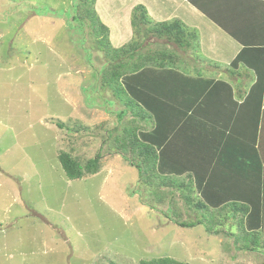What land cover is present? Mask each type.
I'll return each instance as SVG.
<instances>
[{"label": "rangeland", "instance_id": "obj_1", "mask_svg": "<svg viewBox=\"0 0 264 264\" xmlns=\"http://www.w3.org/2000/svg\"><path fill=\"white\" fill-rule=\"evenodd\" d=\"M114 1L109 15L115 18L114 12L117 17L124 9L121 0ZM75 2L0 0V264H140L162 257L188 264H264V247L240 250L228 236L236 227L221 211L189 208L178 192L147 185L112 149L125 128L140 123H133L130 113L119 119V112L129 110L102 87L106 58L90 26L80 29L73 22ZM142 4L149 6L151 21L153 16L172 21L177 15L165 0ZM104 5L108 2L95 10L109 28L113 47L120 48L111 38L117 27L110 26L108 14L106 20L100 14ZM131 26V34L121 32L129 38L126 43L134 38ZM186 27L198 35L200 56L206 32L213 44L226 41L205 21L199 26L203 33ZM226 47V52L218 48L220 65L232 49L229 42ZM210 61L195 56L181 66L209 75L216 73L207 68ZM148 80L152 92L164 95L162 80ZM145 123L139 137L153 131ZM62 151L83 165L100 154L102 169L70 180L58 159ZM179 179L188 181L187 189L195 192L188 195L199 202L195 182ZM212 212L223 223L219 235L206 231ZM174 220L203 224L183 228Z\"/></svg>", "mask_w": 264, "mask_h": 264}, {"label": "crops", "instance_id": "obj_2", "mask_svg": "<svg viewBox=\"0 0 264 264\" xmlns=\"http://www.w3.org/2000/svg\"><path fill=\"white\" fill-rule=\"evenodd\" d=\"M106 1L108 5H104L100 13L102 17L109 15L110 5L115 1L96 0L95 3L98 8ZM165 2L178 10L175 17L172 15L174 19L196 29L205 21L217 28L226 41H222L224 45H216L208 39L207 32L205 34L200 57L205 55L211 60L207 68L212 72V63L216 62L214 64L221 68L215 69L216 73L206 75L177 68L166 75L169 94L162 96L165 100L156 99L172 105L164 113L174 121L177 130L158 150V170L181 177L192 174L198 196L213 208L224 200L252 198L260 167L258 154L255 156L254 152L264 111V98L261 100L255 94V89L261 86L257 83L259 77L264 87V0H177L176 6L175 0ZM121 3L124 9L121 15L116 17L117 12H114L115 18L109 15L111 20L108 21L119 31L112 32V41L116 39L122 47L129 38L121 32L131 34L129 17L134 8L143 5L148 9L149 6L142 4L143 0H121ZM228 42L231 52L228 51V59L220 65L218 48L226 52ZM229 70L240 75L232 78ZM158 72L159 80L165 77ZM237 85L247 88L241 100L236 95ZM154 95L161 97L158 93ZM245 147L251 151V159L247 158L249 150L245 152ZM249 174L250 181L247 180Z\"/></svg>", "mask_w": 264, "mask_h": 264}, {"label": "trees", "instance_id": "obj_3", "mask_svg": "<svg viewBox=\"0 0 264 264\" xmlns=\"http://www.w3.org/2000/svg\"><path fill=\"white\" fill-rule=\"evenodd\" d=\"M95 3L96 0H76L74 3L73 22L80 29H83L88 24L91 33L98 40L99 52L106 58V63L100 74L102 87L111 91L113 96L123 102L129 110V112H119V119L122 120L130 113L134 118L133 123H140L137 125L131 124L129 128H125L122 134L115 138L112 149L137 169L140 178L147 185L157 184L172 193L176 191L189 208L195 207L209 212L211 207L206 202L200 199L199 202L195 203V199L188 195L187 192L190 194L195 193L193 190L190 192L187 189L188 181L179 179L187 178V180H191L190 182L194 183L192 174L182 177L176 176L179 178L173 180L172 177L174 175L162 176L158 170V150L167 141L170 134L177 129L174 127V121L171 118L168 119V114L166 116L167 110L172 105L159 102L156 99L165 100L166 98L162 96L169 94V86L165 83L167 77L165 76L159 80L161 77L156 74L159 73L157 71H160V73H163V71L171 73L177 68L183 69L181 64L186 65V56H188V59L193 58L192 61H194L195 56L198 59L200 57L198 35L195 31L187 28L179 19L155 22L153 24L152 22L154 21H151L146 8L143 5H138L132 12L131 20L134 38L122 47L114 48L110 40L109 28L101 22L95 10ZM189 52L190 55H188ZM181 54H183L184 58H182ZM213 66L214 69H221L217 64H213ZM227 72L232 78L240 75L232 70ZM148 78H152L153 81L162 80L164 82L163 87L168 86L165 91L163 89L164 95L158 93V96L161 97H156L157 95L150 92L151 87ZM257 83L261 84V86H259L260 89H255V94L262 100L264 98V87L260 77ZM236 90L239 100L243 99L247 94V88L243 86L237 85ZM261 120L262 129L258 137V147L255 148L254 152L255 156L258 154L260 161L259 173L255 176V180L258 181L255 182V193H252V198L250 197L244 201L224 200L214 205L216 206L214 208L215 212L221 211L220 215L224 219L233 221L232 225L236 227V231H229L228 236L233 237L234 244L240 250L252 252H261L260 250L264 247V111ZM143 123L150 125L153 131L146 132L139 137L140 129L146 128ZM154 123L155 127H153ZM250 152L249 150L248 159H251ZM58 159L70 180H80L87 176L98 174L102 169V157L100 154L89 159L85 165L66 151L60 152ZM153 180L157 182L155 183ZM247 180H252L250 174L247 176ZM254 195L255 198H253ZM212 216L214 218L208 220L206 231L210 234L219 235L222 232L217 227L223 226V223L221 218L218 216L216 218L213 215V212ZM210 221L215 227L209 225ZM174 223L183 228H190L203 224V221L197 220L195 223H188L174 220ZM111 264L117 263L113 262ZM140 264L188 263L180 262L170 257H162L152 260H141Z\"/></svg>", "mask_w": 264, "mask_h": 264}]
</instances>
